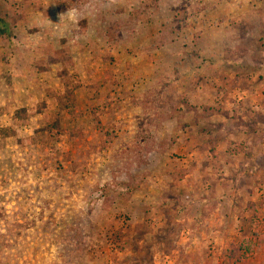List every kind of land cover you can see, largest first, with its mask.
Wrapping results in <instances>:
<instances>
[{
    "label": "rangeland",
    "instance_id": "obj_1",
    "mask_svg": "<svg viewBox=\"0 0 264 264\" xmlns=\"http://www.w3.org/2000/svg\"><path fill=\"white\" fill-rule=\"evenodd\" d=\"M263 102L264 0H0V264H264Z\"/></svg>",
    "mask_w": 264,
    "mask_h": 264
},
{
    "label": "crops",
    "instance_id": "obj_2",
    "mask_svg": "<svg viewBox=\"0 0 264 264\" xmlns=\"http://www.w3.org/2000/svg\"><path fill=\"white\" fill-rule=\"evenodd\" d=\"M247 88H246V92H247L246 95L248 96L249 93L247 91L248 90ZM255 94L256 92H254L253 95L251 96H254ZM258 113L256 116L245 115V118L242 120L245 122L242 123L243 127H241L240 129L241 131L240 136L242 141L244 140V142L240 141L241 145L239 146V149L240 151L242 150V148L245 149L246 152L242 153L241 157L245 159L246 161L245 164L247 165L250 164L251 161L254 160V158L255 159L260 157L264 158V134L261 135L259 134L260 130L264 131L263 128H261L262 125L264 127V110H262L261 108L259 109ZM254 126H256V128L260 126V128L255 129ZM258 137H263V138L258 139ZM262 163H264V160L262 161Z\"/></svg>",
    "mask_w": 264,
    "mask_h": 264
}]
</instances>
